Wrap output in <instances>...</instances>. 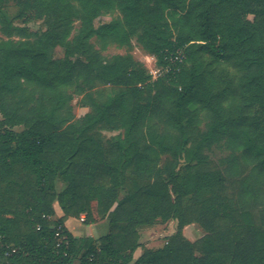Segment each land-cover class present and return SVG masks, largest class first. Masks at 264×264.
Instances as JSON below:
<instances>
[{"label":"trees","instance_id":"trees-1","mask_svg":"<svg viewBox=\"0 0 264 264\" xmlns=\"http://www.w3.org/2000/svg\"><path fill=\"white\" fill-rule=\"evenodd\" d=\"M6 2L0 31L19 39L0 42V264H264V0H29L35 30L13 25ZM132 35L159 64L181 48L192 65L151 83L130 55L106 61L91 42ZM75 96L89 108L79 118ZM213 144L232 154L224 172L203 154ZM82 213L107 217L108 232L74 237L64 221ZM170 219L166 243L134 258L138 230ZM193 222L207 232L195 242L182 232Z\"/></svg>","mask_w":264,"mask_h":264},{"label":"rangeland","instance_id":"rangeland-1","mask_svg":"<svg viewBox=\"0 0 264 264\" xmlns=\"http://www.w3.org/2000/svg\"><path fill=\"white\" fill-rule=\"evenodd\" d=\"M24 3H29V0H7L4 6V10L8 14L9 18L13 22V25L19 26V25H26L27 27L31 28L32 30L41 28L44 29V18H37L35 17V14L32 9L23 10ZM22 11V16H18ZM250 20L252 19V15L249 14L247 16ZM110 16H103L99 17L95 20V25H98L102 22H107L110 20ZM72 33L71 36L77 32V30L80 27V23L75 20L72 25ZM9 39L17 40L19 39L18 36H7L3 34L0 31V42L6 41ZM91 42L93 43L95 49L99 51L103 59L106 61L112 59L116 55L125 56L130 55L136 62H138L141 67L145 70L146 74L149 75L150 81H155L158 78H165V75L168 74L166 72L167 64H159L157 57L150 53L143 45H141L136 35H132L129 44L128 45H117L114 43L108 44V46L104 49L100 48V43L96 38H92ZM55 57H64V52L61 47H57L54 52ZM200 59L202 61V66L206 67L205 69H210L212 66H214L213 63L210 62L209 57L206 55L200 56ZM192 65L191 62H188L184 60L183 62L171 66L172 70H179L181 67H190ZM216 71L213 69L211 70L212 73L215 75V78L217 81L220 82V84L225 83V80H222V76L226 74L219 75V72L221 69L226 72V69L224 66L220 67L218 66L215 68ZM154 71V72H153ZM154 73V74H153ZM228 74L234 75V73L228 71ZM153 75H157L155 79H153ZM153 87H150V90H152ZM73 111L75 118L81 117L84 113L89 111L88 107H82L80 104V97L75 96L73 100L71 101ZM200 129H204L203 124H200ZM117 132L114 131H102V134L104 137H112L113 135H116ZM203 154L207 157L208 161L216 167L218 170L224 172L226 169V163L227 161L232 157L229 150L223 149L219 146H216L215 144L205 147L203 149ZM166 156H163L161 159V162H164L166 159ZM240 175H242L248 168L243 163L240 164ZM239 175V177H240ZM239 177H236L235 175H232V178L234 180H237ZM236 183L232 181V185H235ZM231 185V186H232ZM64 184L61 181H57L56 189L60 191L63 188ZM227 187V194L228 197H233V194L231 193L232 188L230 187V183L226 184ZM58 207L56 203L53 204V208ZM84 213L80 214L79 216H69L66 219L67 220V226L69 230L77 237L80 236H88L90 234L93 238H99L100 236L106 234L108 232V220L107 217L104 218H98L94 222H88V218L86 217L84 222H80L78 218L82 216ZM177 228V220L170 219L167 221L158 220L154 224L150 226L141 227L138 230V242L139 247L135 250L133 257H138L143 249H155L163 246L167 238L174 234ZM183 235L189 239L191 242H195L200 240L202 237H204L207 232L205 229L197 222L189 223L185 225L182 229ZM199 252H197L198 254ZM73 264H79L78 260L74 261Z\"/></svg>","mask_w":264,"mask_h":264},{"label":"built area","instance_id":"built-area-1","mask_svg":"<svg viewBox=\"0 0 264 264\" xmlns=\"http://www.w3.org/2000/svg\"><path fill=\"white\" fill-rule=\"evenodd\" d=\"M165 59L167 61V63H166L167 64L166 72H169V71H171V66L177 65V64H179V63H181V62H183L185 60V53H184L183 49L178 48V49L170 52L169 55L165 57ZM156 77H157V75H153V79H155ZM45 218L47 220H49V221L53 220V217L50 216V215L45 216ZM85 219H86L85 214H83L79 218V220L81 222H84ZM40 228H41L40 224H37L36 225V230H39ZM55 237L57 239L58 244H62L64 246H68L67 235L62 232V228H61L60 225L56 226ZM17 250H18V247H15V246H12V245H5L4 246V254L6 256H9V255L15 253Z\"/></svg>","mask_w":264,"mask_h":264},{"label":"crops","instance_id":"crops-1","mask_svg":"<svg viewBox=\"0 0 264 264\" xmlns=\"http://www.w3.org/2000/svg\"><path fill=\"white\" fill-rule=\"evenodd\" d=\"M115 132V131H114ZM57 204V203H56ZM58 205V204H57ZM55 215H56V217H60V216H62L63 215V212H62V210L60 209V207L58 206V207H55ZM85 214V213H84ZM86 216V215H85ZM79 219V218H78ZM67 220L68 219H65V221H64V225H65V227H66V229L74 236V237H77V236H75L70 230H69V228H68V226H67ZM80 221V220H79ZM81 222V221H80ZM87 237H90V238H93V237H91L90 236V234L87 236ZM93 239H95V238H93ZM97 239V238H96ZM76 261V260H75ZM74 263V262H73ZM72 263V264H73Z\"/></svg>","mask_w":264,"mask_h":264}]
</instances>
